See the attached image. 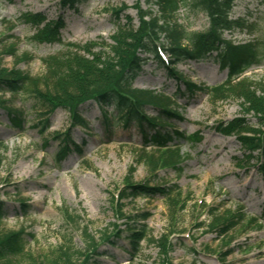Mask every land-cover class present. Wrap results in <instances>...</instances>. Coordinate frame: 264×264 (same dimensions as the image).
Segmentation results:
<instances>
[{
    "label": "rangeland",
    "instance_id": "rangeland-1",
    "mask_svg": "<svg viewBox=\"0 0 264 264\" xmlns=\"http://www.w3.org/2000/svg\"><path fill=\"white\" fill-rule=\"evenodd\" d=\"M76 7H63L61 0H0V64L45 77L50 61L75 53L89 56L88 50L109 54L120 26H138L139 8L157 9L145 0H82ZM34 14L46 18L40 27L63 19L60 42L34 38L37 27L27 19ZM231 17L255 26L227 31L226 40L244 44L260 39L264 0H236ZM178 22L192 31L209 26L203 13L185 7ZM148 57L134 86L176 100L174 108L182 118L170 122L187 135L199 133V144L178 140L165 149L146 148L134 124L125 128L115 121L108 127L102 108L93 101L80 108L87 129H72L64 108L43 126L45 116L39 113L44 112L33 97L0 94L25 121L14 129L0 108V199L6 212L0 226L5 232L25 231V251L11 257L13 264H264V173L255 166L256 158L247 160L249 152L237 133L222 134L216 128L242 119L261 129L262 116L238 95L216 100L202 91L176 98L185 86ZM176 67L201 87L227 81L228 71L215 57ZM241 80L263 97L264 60L234 85ZM106 111L113 112V107ZM67 130L83 155L59 154L55 136ZM174 150H180L179 159L172 158L169 151ZM131 183L164 192L176 185V201L162 194L123 198L124 186ZM143 225L147 239L135 247L130 230Z\"/></svg>",
    "mask_w": 264,
    "mask_h": 264
},
{
    "label": "trees",
    "instance_id": "trees-1",
    "mask_svg": "<svg viewBox=\"0 0 264 264\" xmlns=\"http://www.w3.org/2000/svg\"><path fill=\"white\" fill-rule=\"evenodd\" d=\"M81 1L61 0V4L63 7L76 9ZM145 1L154 3L156 11L139 8L138 26L135 27L130 22L120 26L113 36V45L107 55L88 50L89 56L75 53L62 61H50L45 77L6 69L0 64V94L33 97L40 104V111L44 112L39 113V116H45L41 121L43 126L56 109L64 108L71 115L73 127H87L81 117L80 107L91 100L102 108V120L108 127L115 121L125 128L134 123L146 147L165 149L176 140H185L197 145L201 141L199 133L187 136L171 125L170 121L181 119L171 97L164 92L134 86L135 80L143 72V66L150 58L148 56H152L151 59L162 65L170 78L184 84L185 92H178L176 97L204 91L216 100L223 96L238 95L250 103L252 109L262 116L261 129L249 127L242 119H234L226 124L221 122L216 128L222 134L237 133L243 150L249 152L247 160L256 158L255 166L264 173V92L263 97H257L255 92L251 91L252 86L243 82L245 79L237 85L233 83L251 67L264 60V33L260 39L244 44H236L224 38L227 31L250 29L255 26L247 24L243 19L231 17L236 0ZM184 7L203 13L208 18L209 27L204 31H192L179 23L178 13ZM114 14L117 16L119 11ZM29 16L30 18H27ZM29 16H25L29 24L37 27L35 39L45 43L61 41L60 31L64 27L61 17L40 27L39 24L46 18L40 14ZM161 53L168 55L167 61L163 60ZM213 57L218 59L222 70L228 71L227 81L216 87H199L186 80L176 68L180 62H200ZM9 102L0 99V107L6 111L14 128L21 129L25 122L24 116ZM107 107H113V112H107ZM148 111L155 114L149 115ZM42 132L44 135L45 131ZM244 132L251 135H241ZM70 135V131H67L55 137L61 146L59 153L66 154L72 150ZM76 151L81 154L80 148L76 147ZM169 152H172V158L179 159L181 156L180 150ZM170 188L164 192L159 187L131 183L124 186L122 197H153L162 194L168 196L171 203H175L176 200L172 196L176 195L174 190L177 186ZM5 216L4 203L0 199V225ZM130 231L134 234L131 240L135 247L140 240L147 239V226L143 225ZM24 233L25 231L5 232L0 226V264H13L11 257L23 254ZM138 234L142 236L136 237Z\"/></svg>",
    "mask_w": 264,
    "mask_h": 264
}]
</instances>
